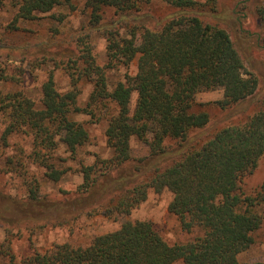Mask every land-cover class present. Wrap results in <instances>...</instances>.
I'll return each mask as SVG.
<instances>
[{"label": "trees", "instance_id": "obj_1", "mask_svg": "<svg viewBox=\"0 0 264 264\" xmlns=\"http://www.w3.org/2000/svg\"><path fill=\"white\" fill-rule=\"evenodd\" d=\"M164 1L178 11L154 21L141 12L147 0H85L90 19L77 38L79 54L69 58L70 90L61 93L50 73L42 84L38 108L23 91L0 89V116L6 122L2 140L7 146L13 135H29L33 151L28 159L59 182L67 172L52 162L59 146L75 158L90 139L85 124L73 115L86 114L96 122L105 119L114 155L82 166L78 191L83 202L97 203L109 217H129L149 190H167L173 195L168 209L182 229L188 233L199 229L201 234L171 245L152 222L127 220L87 247L59 244L19 261L11 257L7 264H264L239 259L263 225L254 208L264 196L245 195L243 184L264 156V106L245 121L194 134L212 119L210 106L197 101L200 92L222 88L223 98L216 104L233 114L226 118L229 121L260 104V78L248 71L239 40L224 27L226 18L220 17L217 0L207 3L212 5L214 22L203 18L207 11L201 8L207 4ZM5 6L16 9L11 28L63 6L75 8L73 0H0V7ZM110 10L113 16L108 18ZM259 17L264 19V0ZM94 33L107 41L104 66L92 53ZM135 60V76L126 74L110 89L108 71L129 67ZM6 80L0 71V83ZM81 81L93 86L85 107L78 104ZM134 140L148 146L149 155L134 158ZM99 164L103 169L98 170ZM39 192L30 188L34 203L25 208L39 203Z\"/></svg>", "mask_w": 264, "mask_h": 264}, {"label": "rangeland", "instance_id": "obj_2", "mask_svg": "<svg viewBox=\"0 0 264 264\" xmlns=\"http://www.w3.org/2000/svg\"><path fill=\"white\" fill-rule=\"evenodd\" d=\"M195 1L200 5L208 3V0ZM73 5L74 9L63 6L51 14H39L34 21H20L14 28L11 25L16 9L11 6L0 7V71L7 77L6 81L0 83L1 90L23 91L35 101L38 108L41 107L42 84L50 73L54 74L61 93L70 90L69 58L73 54H79L82 46L77 38L90 19V10L86 8L85 0H73ZM261 5L262 0H217L216 6L218 12L226 14L220 15L226 18L224 27L233 39L236 37L239 40L248 71L260 78V104L245 114L226 121L233 114L229 116V110L222 111L216 104L223 98V89L202 91L197 95V101L210 106L208 110L212 119L204 130L195 132V135L245 121L264 106V19L259 17ZM211 7L212 5L207 4L201 9L203 12L207 11L203 18L214 22ZM177 11L164 0H147L141 12L151 15L154 21H162ZM107 16H113V11H108ZM90 43L98 65L104 66L108 61L105 36L94 33ZM136 72L137 60L129 67L120 66L109 70L110 89L124 80L126 74L135 76ZM79 90L78 104L85 107L93 86L88 81H81ZM135 100L136 97L133 99L134 103ZM73 119L85 124L90 139L78 150L75 158H72L64 145L59 146L52 162L56 168L67 169V172L59 182H54L45 175L46 169L28 159L33 151L29 135H13L9 139V145L4 144L2 134L6 122L0 116V264H7L11 257L19 261L35 252H44L64 243H70L74 247H87L95 237L119 229L127 220L152 222L171 245L187 243L201 234L199 229L192 233L182 229L178 217L168 209L173 195L167 190L160 193L149 190L147 199L129 217L117 214L109 217L99 211L97 203L89 206L88 201L83 202L78 191L83 183L82 166L111 159L114 151L107 143V120L96 122L86 114H75ZM149 152L148 146L134 140V158L145 157ZM100 167L102 168L101 164L98 170ZM263 185L264 156L254 173L244 181L245 195L264 196ZM32 187L40 191L42 198L34 208H25L26 203H34L30 199ZM1 207L9 208L3 210ZM254 211L262 216L263 225L254 235L255 243L239 259L241 262L264 263V198L261 196ZM176 264L184 263L178 261Z\"/></svg>", "mask_w": 264, "mask_h": 264}]
</instances>
